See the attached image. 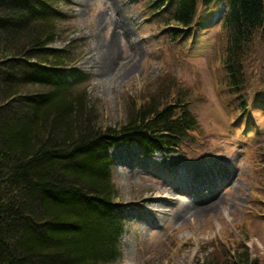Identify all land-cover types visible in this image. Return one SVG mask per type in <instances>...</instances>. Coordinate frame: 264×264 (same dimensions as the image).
<instances>
[{
    "label": "trees",
    "instance_id": "obj_1",
    "mask_svg": "<svg viewBox=\"0 0 264 264\" xmlns=\"http://www.w3.org/2000/svg\"><path fill=\"white\" fill-rule=\"evenodd\" d=\"M143 1L173 39L198 6L219 0ZM56 2L0 0V264H116L122 225L107 151L132 143L173 151L197 124L177 87L131 101L123 123L104 127L87 106L89 78L75 69L72 46L52 48L65 17ZM224 3L225 82L239 96L257 46L264 66V0ZM241 249L211 264H260Z\"/></svg>",
    "mask_w": 264,
    "mask_h": 264
},
{
    "label": "rangeland",
    "instance_id": "obj_2",
    "mask_svg": "<svg viewBox=\"0 0 264 264\" xmlns=\"http://www.w3.org/2000/svg\"><path fill=\"white\" fill-rule=\"evenodd\" d=\"M60 8L65 17L52 48L71 41L80 57L78 70L91 77L87 106L104 127L123 123L131 101L167 96L177 87L189 95L197 121L187 160L177 152L144 157L136 146L109 151L124 222L116 264H211L223 252L243 251L242 247L252 260L264 264V184L259 181L256 158L258 147L264 145V97L256 103L251 98L256 91L264 92V84L257 83L264 74L259 46L248 59L249 114L236 118L238 107L235 101L228 106L232 97L224 84V43L218 23L224 6L201 16L190 49L186 41L169 50L156 37L158 29L144 24L141 5L135 0H62ZM123 24L131 35L122 31ZM214 43L218 51L212 54ZM109 44H114L116 60L104 76L95 63L93 55L99 50L94 48ZM132 68L131 74L122 76ZM114 154H120L122 162L114 161ZM196 171L208 173V185L195 181ZM182 184L188 190L185 195L178 193L176 204L189 203L182 197H218V208L181 222L176 216L186 213L184 206L185 211L177 214L178 207L168 204L164 208L165 214L171 211L168 217L153 214V204L146 200L158 197L166 186L179 192L176 187Z\"/></svg>",
    "mask_w": 264,
    "mask_h": 264
},
{
    "label": "bare ground",
    "instance_id": "obj_3",
    "mask_svg": "<svg viewBox=\"0 0 264 264\" xmlns=\"http://www.w3.org/2000/svg\"><path fill=\"white\" fill-rule=\"evenodd\" d=\"M217 3L219 4H215L214 6L217 8V6H223L224 5V0H219ZM122 31H124L125 34H127L128 36L131 35V31L125 26V24H123V28H121ZM123 33V34H124ZM96 50H99V53L93 55L95 57V63H97L98 65H100L101 69L99 70L101 72V74H103L104 76H106L111 69V65L113 64V62H115L116 60V56H115V49H114V44H109L108 46H105V48H103L102 46L100 47H96L94 48ZM105 50V51H103ZM11 67V66H10ZM9 67V68H10ZM134 70V68L132 69H127L126 72H124L122 74V76L125 75L128 76V74H131V72ZM114 77H111V79H113ZM114 161L117 162H122V157L120 154H114L113 155ZM195 176L196 182H199L200 180H202V184L208 185L209 184V180L205 179L208 178V173H206L205 171H196L195 172ZM90 193V192H89ZM162 193H165V195H162ZM179 194L183 195L184 193L179 191L177 192L176 190L172 189V188H167L164 187V191H160L159 192V196L161 197L159 199L157 198H149L148 202L149 203H156V205H151V210L153 211V214L157 215V216H166L168 217L171 214V211L169 213L164 212V208L168 205V204H172V201H174V199L176 198V196ZM202 200H206L205 198H202ZM208 201L205 204H202L200 202L199 199H197V203L198 204H202L204 205L203 207L200 208H194V206L192 205H183V204H177V205H173V207L175 206L177 208V214L179 212H181V210L183 209V211H185V209L183 208V206L187 209L186 213H184L182 216H176L179 217L177 222H181L184 221L186 219H191L194 218L198 219L199 216H201L202 214H211L213 212L214 209L218 208L219 206V199L218 197H208L207 198ZM191 202V201H190ZM162 217V218H163ZM148 223V221H146ZM119 246V243H118Z\"/></svg>",
    "mask_w": 264,
    "mask_h": 264
}]
</instances>
